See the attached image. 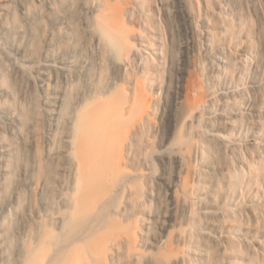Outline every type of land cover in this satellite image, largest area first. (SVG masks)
Segmentation results:
<instances>
[{
    "label": "rangeland",
    "instance_id": "374dc122",
    "mask_svg": "<svg viewBox=\"0 0 264 264\" xmlns=\"http://www.w3.org/2000/svg\"><path fill=\"white\" fill-rule=\"evenodd\" d=\"M106 1L122 7L124 41L150 76L124 64L129 78L112 83L107 71L98 87L130 97L134 75L148 105L131 127L104 120L102 183L84 211L43 210L36 187L26 193V228L4 227L9 255L20 246V264H264V0ZM72 13L78 25L76 1Z\"/></svg>",
    "mask_w": 264,
    "mask_h": 264
},
{
    "label": "bare ground",
    "instance_id": "6f19581e",
    "mask_svg": "<svg viewBox=\"0 0 264 264\" xmlns=\"http://www.w3.org/2000/svg\"><path fill=\"white\" fill-rule=\"evenodd\" d=\"M122 10L106 0H0V264L21 263L23 248L9 255L4 227L16 219L26 228L28 215L17 211L26 193L35 186L43 210L84 211L102 183L104 120L131 127L148 105L134 75L130 97L98 87L107 71L112 83L129 78L127 69L150 76L148 59L124 41Z\"/></svg>",
    "mask_w": 264,
    "mask_h": 264
}]
</instances>
